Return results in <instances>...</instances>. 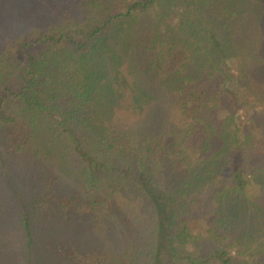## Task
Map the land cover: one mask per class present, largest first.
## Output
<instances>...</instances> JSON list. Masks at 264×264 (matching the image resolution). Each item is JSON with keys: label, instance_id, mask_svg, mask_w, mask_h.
<instances>
[{"label": "trees", "instance_id": "16d2710c", "mask_svg": "<svg viewBox=\"0 0 264 264\" xmlns=\"http://www.w3.org/2000/svg\"><path fill=\"white\" fill-rule=\"evenodd\" d=\"M23 1L0 264H264V1Z\"/></svg>", "mask_w": 264, "mask_h": 264}, {"label": "rangeland", "instance_id": "374dc122", "mask_svg": "<svg viewBox=\"0 0 264 264\" xmlns=\"http://www.w3.org/2000/svg\"><path fill=\"white\" fill-rule=\"evenodd\" d=\"M264 1V0H263ZM6 5L5 7L0 8V36L3 39H9L11 36H13L15 33H19V31H24L27 28H29V25L32 24L31 20L32 19L29 15H27V9H25V2L23 0H6ZM32 11V10H31ZM30 19V20H29ZM38 20V18H36ZM12 33V34H10ZM17 35V34H15ZM258 47V49L264 50V46L262 48H259L256 44L254 45ZM257 56H263L264 53H258ZM256 63H255V62ZM253 62L257 64L259 67L264 66V61L260 62L258 60H254ZM264 90H262L263 92ZM15 208L14 205L9 201V197L4 198V200L1 201L0 204V213H1V218L4 219V222L2 223H9L12 222L14 218V213H15ZM17 218V216L15 215ZM12 237V236H11ZM14 239L9 238V246L13 243ZM2 242V247H7L6 240H1ZM5 253L7 255H11L12 250L10 251L6 250ZM14 257V255H12Z\"/></svg>", "mask_w": 264, "mask_h": 264}]
</instances>
